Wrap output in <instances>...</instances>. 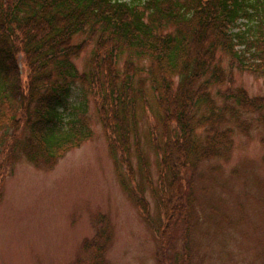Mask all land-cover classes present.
Here are the masks:
<instances>
[{
	"label": "trees",
	"instance_id": "trees-1",
	"mask_svg": "<svg viewBox=\"0 0 264 264\" xmlns=\"http://www.w3.org/2000/svg\"><path fill=\"white\" fill-rule=\"evenodd\" d=\"M88 45L80 70L72 58ZM223 56L264 76V0H0V131L51 167L90 137L91 102L117 180L156 232L157 263H185L191 172L226 155L236 133H264V95L233 87ZM105 230L73 264L103 258Z\"/></svg>",
	"mask_w": 264,
	"mask_h": 264
},
{
	"label": "rangeland",
	"instance_id": "rangeland-1",
	"mask_svg": "<svg viewBox=\"0 0 264 264\" xmlns=\"http://www.w3.org/2000/svg\"><path fill=\"white\" fill-rule=\"evenodd\" d=\"M90 48L72 58L78 69ZM222 65L233 87L264 95V76L230 67L226 56ZM228 86L227 80L210 92L215 96ZM87 112L90 137L51 167L25 158L19 144L14 146L18 133L0 131V264H73L82 243L103 226V258L92 264H158L156 232L120 186L91 102ZM146 125L143 118L141 128ZM233 138L226 155L202 161L191 172L197 217L182 264H264V133ZM154 158L150 153L152 163ZM176 246H182L179 240Z\"/></svg>",
	"mask_w": 264,
	"mask_h": 264
}]
</instances>
